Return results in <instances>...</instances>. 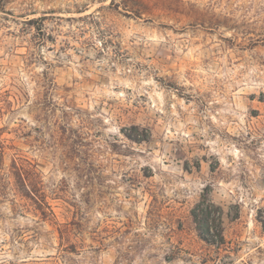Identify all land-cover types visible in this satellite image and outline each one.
<instances>
[{"label": "rangeland", "instance_id": "374dc122", "mask_svg": "<svg viewBox=\"0 0 264 264\" xmlns=\"http://www.w3.org/2000/svg\"><path fill=\"white\" fill-rule=\"evenodd\" d=\"M0 140L55 215L1 180L0 264H264V0H0Z\"/></svg>", "mask_w": 264, "mask_h": 264}, {"label": "trees", "instance_id": "16d2710c", "mask_svg": "<svg viewBox=\"0 0 264 264\" xmlns=\"http://www.w3.org/2000/svg\"><path fill=\"white\" fill-rule=\"evenodd\" d=\"M66 114V113H64ZM53 129L56 130V135L53 137L56 146L65 147L70 156L79 158L83 156V163H86L83 168H79L80 175L88 178L87 183L89 189L93 184L94 179L101 181L103 179L102 174H99L101 165L96 164L95 160H92L83 134L74 130L71 126H66V122L55 121ZM68 125V124H67ZM22 129L23 125H19ZM21 131V130H19ZM132 141H139L137 138H129ZM99 150V148H98ZM93 151V150H92ZM91 151V152H92ZM89 158V159H88ZM4 160V147L0 140V183L11 184V191L14 196V200H11V205L14 209H21L25 212H31L37 215L44 221H49L55 224V215L52 207L47 200V195L43 189L42 181L31 162L25 158H14L7 169L3 165ZM5 171V172H4ZM2 173V174H1ZM96 175V178L93 176ZM2 176V177H1ZM0 194L5 196V190L0 185ZM215 212L211 209V206L207 205L205 208H196L192 211L191 217L195 225V229L198 235L202 239H207L206 235L211 237L217 236L221 239V234H210V223L215 221ZM215 243V242H214ZM217 243V242H216Z\"/></svg>", "mask_w": 264, "mask_h": 264}]
</instances>
